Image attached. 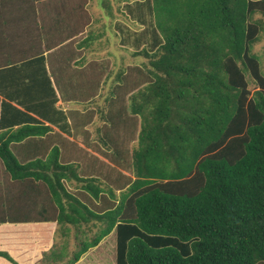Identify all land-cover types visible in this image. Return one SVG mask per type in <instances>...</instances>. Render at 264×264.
<instances>
[{
  "label": "trees",
  "instance_id": "obj_1",
  "mask_svg": "<svg viewBox=\"0 0 264 264\" xmlns=\"http://www.w3.org/2000/svg\"><path fill=\"white\" fill-rule=\"evenodd\" d=\"M125 1L126 12L118 10L130 22L113 17L122 45L139 47L141 37L150 38L134 51L149 67L131 96L130 112L141 116L131 174L81 176L78 164L63 163L56 147L45 159L23 163L10 148L28 135L20 131L0 134L6 171L45 185L57 210V218L46 221L102 223L93 238L78 242L68 264L112 231L116 264H264V72L253 51L264 29L254 15H264V0ZM122 2L103 0L102 6L115 16ZM137 23L148 28L131 42L136 30L129 28ZM36 58L44 64L43 54ZM57 112L67 124L66 114Z\"/></svg>",
  "mask_w": 264,
  "mask_h": 264
},
{
  "label": "crops",
  "instance_id": "obj_2",
  "mask_svg": "<svg viewBox=\"0 0 264 264\" xmlns=\"http://www.w3.org/2000/svg\"><path fill=\"white\" fill-rule=\"evenodd\" d=\"M9 1L0 0L5 9L9 6ZM14 1L16 4L20 3L21 7L14 9L13 24L9 17H3L7 15L5 9H0V134L7 138L12 132H27L28 135L23 139L12 141L10 144L13 153L23 163L45 159L56 147L60 150V160L63 163H76L79 174L80 170L85 172L84 175L80 174L81 176H95L93 174L100 173L102 169L109 174L112 170L111 154L121 152L115 140L117 134L112 132L114 116L110 115L111 111L103 112L100 104L90 105L92 100L87 99L88 96L79 95L80 81L85 82L90 78L96 80L99 77L94 75L95 61L102 60L106 63L104 57L122 58L127 53L128 47L122 45L120 39L117 53L112 51L100 60L95 57L92 43L100 40L104 44L107 33L104 22H97L99 20L94 18L95 14H98L102 20L103 0L100 4V0ZM122 1L121 4L115 5L117 15L120 14L119 7L126 9V1ZM29 11L30 19H27ZM114 20L119 21V18ZM117 26L118 24L114 23L110 30L111 33L116 30L115 35L119 36L120 29ZM75 38H78L77 42H73ZM41 54L44 56V64L41 60H36ZM14 65L18 67L13 68ZM136 66L142 67L137 64ZM2 67L7 69L2 71ZM65 73L67 76L63 75ZM47 76L56 93L54 106L51 105L53 96ZM141 87L142 85L135 88L136 93ZM79 100L85 101L79 103ZM47 105L49 108L45 109ZM57 110L66 114L67 124L63 122V117L61 118ZM133 117V125L136 121L139 123V136L141 116L133 114ZM122 118L127 119V113H122ZM19 119L21 120L18 121ZM109 143L113 146L112 152L109 147L106 148ZM117 174L120 175V172ZM67 183L69 187L72 185ZM3 193L9 205L8 215H0V249L8 250L19 264H28L23 259L28 248H23L22 245L14 246L12 240L17 242L22 235L44 233L43 242L39 239L42 248L34 259L37 260L45 249L44 240L50 229L43 225L32 226L49 223L55 228L58 221L46 219L49 218L48 215L57 218V210L51 204L48 189L44 184L18 181L8 174L4 163L0 162V195ZM1 197L3 196H0V201ZM85 224L87 226V223ZM63 228L61 227V230ZM68 228L63 230V238L66 237L64 235H67ZM71 238L80 241L74 234ZM93 250L94 247L86 251L74 264L84 262ZM65 257H59L58 262L66 264L61 261ZM0 264L11 263L0 258ZM35 264H38V261Z\"/></svg>",
  "mask_w": 264,
  "mask_h": 264
},
{
  "label": "rangeland",
  "instance_id": "obj_3",
  "mask_svg": "<svg viewBox=\"0 0 264 264\" xmlns=\"http://www.w3.org/2000/svg\"><path fill=\"white\" fill-rule=\"evenodd\" d=\"M97 2L99 0H96ZM102 3V0L98 4ZM126 3V2H125ZM2 2H0V9L1 7L5 9V5L2 6ZM9 6H7V10L5 9V16L3 17H9V20H13L16 7H21L20 3H15L14 0L9 1ZM97 4V5H98ZM122 7V6H121ZM102 12V20H100V16L98 14H95L94 18L96 20H99L97 22H104L103 25L107 26V33L105 36V41L103 44V41L96 40L94 41L93 47H94V52H96L95 57L100 60V58H103L102 56H105L106 54L108 55L112 51L117 53L118 52V41L120 40L119 36H116V30H114L115 33H111V27L112 24H114L113 17L116 18H121L125 22H130V20H127L128 14L125 16L117 15V10L114 9V12L109 13V11H105L101 9ZM126 12V9L124 10ZM4 13V12H3ZM254 18L256 19H261L264 20V15L257 13L254 15ZM27 19H30V11H29V17ZM129 19V18H128ZM6 20V19H3ZM96 22V23H97ZM106 22V24H105ZM95 23V25H96ZM148 23L145 24H135L132 25L129 30H136L133 32L132 35V41H136V38H134L135 33L137 36L140 34L141 31H143L145 28H148L147 26ZM94 25V24H93ZM99 29V28H98ZM41 30V28H40ZM97 30V29H96ZM130 33V32H129ZM128 33V37H130V34ZM146 38V39H144ZM107 39V40H106ZM139 40V39H137ZM147 40H150L149 35L148 37H141V44L139 47H133L132 45L127 49V53L125 55H122L124 57L122 58H109V57H104L106 59L105 61L100 60L98 62L95 61L94 64V75L99 76L95 77L96 80H86L80 81V89H79V95L83 96H88L87 99L92 100L89 104L92 105L93 103L100 104L102 106V111L109 113L112 111V115L114 117L126 114L128 115V118L125 119L123 123H118V117L116 118V121L114 122V129L112 132H115L117 134L116 141L118 142V145L122 149L125 150L126 153H113L111 154V167L112 170L110 171L108 178H116L118 169L124 171L127 174H131V167H132V151L134 148L138 146V130H139V123L136 121L135 125H133V114L130 112L132 107L130 106L131 103V96L136 93L135 88H138L140 86V82L138 84V80H136L137 77H140L143 75V79L145 80L147 76V67L149 60L146 59V57H143L141 55H135L136 50L138 48L141 50L143 45L145 44ZM78 38H75L73 42H77ZM140 41V40H139ZM110 44V45H109ZM107 45V46H106ZM130 45V44H129ZM106 46V47H105ZM117 48V49H116ZM122 50V49H121ZM253 51L258 53L261 56L262 59V69L264 72V29L261 31L260 37L258 41L253 45ZM137 65H142V67L136 66ZM137 69H135V67ZM67 76V73L63 74ZM149 77V75H148ZM99 78V79H98ZM251 87H254V84L252 83ZM82 100H79V103H84ZM115 120V119H114ZM109 147L111 152L113 151V146L107 145L106 148ZM129 150V151H128ZM128 154V155H126ZM0 162H2L0 158ZM116 163L118 165H116ZM107 165V162L105 163ZM105 165V166H106ZM121 165H123L121 167ZM118 168V169H117ZM103 173L106 172V170L102 169ZM80 174H85L83 170H80ZM102 177L103 179H108L106 176H103L102 173H97ZM97 174H93L97 176ZM105 175V174H104ZM70 191L73 192L74 194L78 195L83 199L85 202L91 201L89 194L87 191H85L82 187L79 185H71L69 187ZM126 192V189L117 191L116 195L117 198H121L123 193ZM0 201V205H2V208L0 209V215H8V203L5 200V194L3 193ZM90 205H92L90 203ZM45 224V223H44ZM33 225L32 227H41L42 225L50 229V233L46 235V240H44V246L45 249H43L41 255L37 260H34L36 255L41 252L42 246L39 245V241L44 238V233L42 232H35L33 234H26L22 235L21 239L19 241H14L12 240V244L14 246H19L22 245L23 248H28L26 253L24 254V261H26L28 264H35L36 261H38V264H62L58 262V258L62 257L64 254L68 257L66 260L65 258L61 261L64 263L68 264L70 262V259L73 257V254L75 253V250H77L80 247V243L77 241L73 240L71 237L76 236L80 240H88L91 239L95 236L96 232L98 231L100 227V223L98 226H93V221L87 222V226L85 223H83L82 227L75 226L74 224H68L64 225L66 228L69 230L67 231V235H64L66 237L63 238V225L57 224L56 227H52L51 224L46 223L47 225ZM88 226H91V228H88ZM61 227L63 230H61ZM40 239V240H39ZM64 244V245H63ZM68 244V247L66 248L65 245ZM92 250V248H90ZM89 249V250H90ZM68 252V253H67ZM62 254V255H61ZM54 256V257H53ZM88 259H86L84 262L81 264H116V234L114 232H111L109 235L105 236L98 245L94 247V250L90 252V254L87 256ZM0 258L8 261L11 264H19L18 260L12 255L8 250L5 249H0ZM12 258V260L10 259ZM18 261V262H17Z\"/></svg>",
  "mask_w": 264,
  "mask_h": 264
},
{
  "label": "clouds",
  "instance_id": "obj_4",
  "mask_svg": "<svg viewBox=\"0 0 264 264\" xmlns=\"http://www.w3.org/2000/svg\"><path fill=\"white\" fill-rule=\"evenodd\" d=\"M65 246H66V248H67V247H68V244H67V245H65ZM67 253H68V252H67ZM83 254H84V253H83ZM83 254H82V255H83ZM65 256H66V255L64 254V256H63V257H65ZM80 258H81V257H80ZM73 264H74V263H73Z\"/></svg>",
  "mask_w": 264,
  "mask_h": 264
}]
</instances>
